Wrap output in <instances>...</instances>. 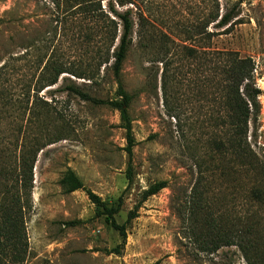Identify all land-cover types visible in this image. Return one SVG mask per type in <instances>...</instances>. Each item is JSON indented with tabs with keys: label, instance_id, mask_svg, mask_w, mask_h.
I'll return each instance as SVG.
<instances>
[{
	"label": "rangeland",
	"instance_id": "obj_1",
	"mask_svg": "<svg viewBox=\"0 0 264 264\" xmlns=\"http://www.w3.org/2000/svg\"><path fill=\"white\" fill-rule=\"evenodd\" d=\"M216 1L220 14L237 4L233 20L220 29L207 22L215 0H134L124 6L114 2L119 12L130 10L133 21L130 49L119 73L132 98L135 145L128 184L119 112L65 89L75 82L94 99L118 100L112 54L117 40L108 62L95 65L99 60L91 59L94 53L104 54L106 48L99 23L89 43L87 18L75 20L72 9L62 4L57 8L54 0H0L4 160L11 166L14 152L23 149L44 122L45 101L54 116L51 131L62 138L42 149L34 164L31 210L23 218L24 258L0 264H247L236 245L212 254L197 251L195 236L201 233L203 216L213 222L214 235L236 244L239 231L249 226L247 239L264 245V0ZM101 5L107 7L108 0ZM202 30L211 34L206 45ZM190 49L198 56L202 51L237 52L254 62L262 94L257 123L250 124L247 134L256 157L253 173L247 166L235 167L228 155L214 153L210 159L212 142L219 139L211 126L213 88L199 79L211 73L199 74V57H192ZM155 56L166 60V71ZM54 59L65 73L55 85L37 91L43 67ZM89 70L91 79L69 73ZM68 170L107 203L122 198L115 215L118 224H126L138 206L137 216L126 224L124 243L104 217L96 216L84 191L67 192L62 186ZM159 181L166 187L141 202L143 192Z\"/></svg>",
	"mask_w": 264,
	"mask_h": 264
},
{
	"label": "trees",
	"instance_id": "obj_2",
	"mask_svg": "<svg viewBox=\"0 0 264 264\" xmlns=\"http://www.w3.org/2000/svg\"><path fill=\"white\" fill-rule=\"evenodd\" d=\"M101 1L54 0V4L57 8L61 7L62 4L67 10L72 9V15L75 20H78L80 16L87 18L91 25H89L88 32L85 34L87 39L85 41L89 43L95 40V36H97L96 26L98 23L100 24V39L106 48L104 54H99L97 51L94 53L95 57L93 56L91 59L93 61L95 58L99 60V63L96 62L95 65L100 66L101 62H108L109 51L114 47L115 40H117V45L113 48L112 54L114 58L113 73L117 82V96L119 99H94L83 92L75 82L66 85L65 89L68 93L76 95L83 100L108 105L119 112L121 127L125 131L126 146L124 150L128 156L126 179L128 184H130L132 180L131 157L135 145L132 119L129 114L132 98L125 91L119 78V73L130 49L133 21L130 16V10L119 12L115 9L114 2L118 6H124L128 3L133 4L134 0H108L107 7H102ZM236 6L237 4H234L230 10L223 11L220 14L219 2L215 0V11L207 22H214V26L219 29L227 26L235 17ZM200 33H203L201 39L205 41L206 45L211 34L210 32H204V30ZM165 51L162 52L163 56L166 54ZM194 53H196L195 50H189V54L192 57H199L197 68L199 74L203 73L204 75L206 71H210L211 73L209 78L204 76L201 80L199 79L203 85L209 86L212 84L210 87L213 88L211 93V101H213L211 126L218 132L217 137L219 139L212 142L213 151L210 159L214 157V153L221 158L228 155L235 167L238 165L247 166L248 170L253 173L257 169L256 157L247 143V134L250 124L257 123L261 109L259 96L262 94L261 89L256 84L254 62L251 58L241 57L237 52L232 51H202L199 56ZM207 54H210V57ZM157 55H161V52H158ZM102 57H105L104 61H100ZM153 59L155 62L162 63L164 71H166L168 63L164 58L155 56ZM62 65L57 59H54V63H46L38 78L39 87L37 86V91L43 89V87L52 86L57 83L59 76L65 73ZM89 68H91L90 64ZM69 73L76 78L91 79L93 76L91 70L83 73ZM43 104L44 122L37 127L32 138L24 145L25 147L14 152L12 156L13 164L11 166L6 164L4 150L0 149V261H4L7 258L12 261L10 263L23 260L24 246L26 244L23 218L31 210L34 164L38 153L42 149L62 139L59 136L54 137V133L51 131V127H54V116L48 102L45 101ZM34 115L38 116L36 112H34ZM60 183L67 192L84 191L96 208V216L104 217L110 227L119 233L122 243L125 242L126 224L137 216L138 206H135L134 210L129 212L126 224H118L115 220V215L121 209V197L118 198L116 203H107L100 196L88 189L70 170L64 174ZM165 187V181L151 184L143 192L141 202L155 195ZM254 194L259 195L257 192ZM194 206L200 207L196 203ZM202 220L200 226L201 233L195 236L197 243L195 246L198 252L212 254L223 246L236 245L242 252L247 264H264V245L258 242H250L247 239L249 226L239 231V242L235 244L228 238L224 239L225 235H214L215 226L208 216H203ZM155 264H158V261Z\"/></svg>",
	"mask_w": 264,
	"mask_h": 264
}]
</instances>
